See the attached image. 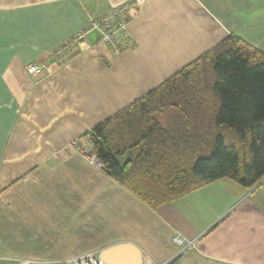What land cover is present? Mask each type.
I'll list each match as a JSON object with an SVG mask.
<instances>
[{
  "label": "crops",
  "instance_id": "obj_1",
  "mask_svg": "<svg viewBox=\"0 0 264 264\" xmlns=\"http://www.w3.org/2000/svg\"><path fill=\"white\" fill-rule=\"evenodd\" d=\"M129 1L130 48L114 55L92 33L52 57ZM230 35L264 55V0H0V241L37 239L9 263L99 258L128 243L141 264H264V177L249 188L219 179L154 209L68 148L91 146L94 126Z\"/></svg>",
  "mask_w": 264,
  "mask_h": 264
},
{
  "label": "trees",
  "instance_id": "obj_2",
  "mask_svg": "<svg viewBox=\"0 0 264 264\" xmlns=\"http://www.w3.org/2000/svg\"><path fill=\"white\" fill-rule=\"evenodd\" d=\"M102 170L151 208L264 177V55L230 35L85 134Z\"/></svg>",
  "mask_w": 264,
  "mask_h": 264
},
{
  "label": "built area",
  "instance_id": "obj_3",
  "mask_svg": "<svg viewBox=\"0 0 264 264\" xmlns=\"http://www.w3.org/2000/svg\"><path fill=\"white\" fill-rule=\"evenodd\" d=\"M137 7L135 2H124L110 7L102 15L96 18H90L87 26L82 31H79L69 37L61 46L57 47L52 52V57L62 55L68 48L85 41L89 34H95L98 41L104 44L114 55H117L133 45V40L128 32L127 15L131 10ZM26 71L32 76L40 75L43 67L37 63H30L26 66ZM68 148L82 153L87 161L95 168L102 170V163L92 150L91 146L81 143L80 140H74ZM175 243L183 247L193 245V240H184L180 236L174 237ZM11 264V263H10ZM12 264H32L24 261L15 260ZM34 264V263H33ZM63 264H105L99 258L84 257L65 261Z\"/></svg>",
  "mask_w": 264,
  "mask_h": 264
},
{
  "label": "water",
  "instance_id": "obj_4",
  "mask_svg": "<svg viewBox=\"0 0 264 264\" xmlns=\"http://www.w3.org/2000/svg\"><path fill=\"white\" fill-rule=\"evenodd\" d=\"M99 259L105 264H141L138 250L128 243H118L102 250Z\"/></svg>",
  "mask_w": 264,
  "mask_h": 264
},
{
  "label": "rangeland",
  "instance_id": "obj_5",
  "mask_svg": "<svg viewBox=\"0 0 264 264\" xmlns=\"http://www.w3.org/2000/svg\"><path fill=\"white\" fill-rule=\"evenodd\" d=\"M88 146L90 145L88 144ZM25 239L26 241H24L23 243H20L21 239H18L16 237H13V242L8 244H3V242L0 241V264H10L8 262V258H13L31 253L33 249L30 247L31 243L28 242V240L35 238L30 236L28 239L27 237ZM35 240L37 241V239Z\"/></svg>",
  "mask_w": 264,
  "mask_h": 264
}]
</instances>
